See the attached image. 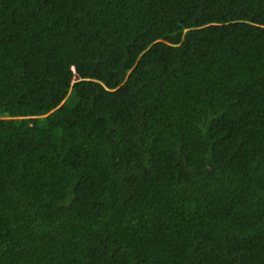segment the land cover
I'll use <instances>...</instances> for the list:
<instances>
[{
	"label": "trees",
	"instance_id": "obj_1",
	"mask_svg": "<svg viewBox=\"0 0 264 264\" xmlns=\"http://www.w3.org/2000/svg\"><path fill=\"white\" fill-rule=\"evenodd\" d=\"M0 264H264V0H0Z\"/></svg>",
	"mask_w": 264,
	"mask_h": 264
},
{
	"label": "water",
	"instance_id": "obj_2",
	"mask_svg": "<svg viewBox=\"0 0 264 264\" xmlns=\"http://www.w3.org/2000/svg\"><path fill=\"white\" fill-rule=\"evenodd\" d=\"M75 70V69H74Z\"/></svg>",
	"mask_w": 264,
	"mask_h": 264
}]
</instances>
